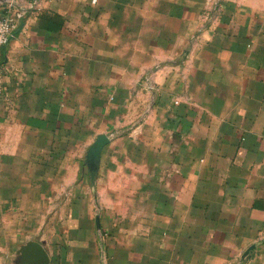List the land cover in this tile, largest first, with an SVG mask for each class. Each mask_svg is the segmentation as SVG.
<instances>
[{"label": "crops", "instance_id": "obj_1", "mask_svg": "<svg viewBox=\"0 0 264 264\" xmlns=\"http://www.w3.org/2000/svg\"><path fill=\"white\" fill-rule=\"evenodd\" d=\"M30 244L47 264H264V0L28 12L0 53V264H43Z\"/></svg>", "mask_w": 264, "mask_h": 264}, {"label": "built area", "instance_id": "obj_2", "mask_svg": "<svg viewBox=\"0 0 264 264\" xmlns=\"http://www.w3.org/2000/svg\"><path fill=\"white\" fill-rule=\"evenodd\" d=\"M42 0H0V53L10 44L16 30L31 10Z\"/></svg>", "mask_w": 264, "mask_h": 264}, {"label": "water", "instance_id": "obj_3", "mask_svg": "<svg viewBox=\"0 0 264 264\" xmlns=\"http://www.w3.org/2000/svg\"><path fill=\"white\" fill-rule=\"evenodd\" d=\"M109 143V139L101 137L97 142L90 148L87 156L86 165L90 170L92 178L95 177L98 169L99 160L102 154L103 148ZM23 252H32L36 259L41 260L43 264H47V256L38 244H30Z\"/></svg>", "mask_w": 264, "mask_h": 264}]
</instances>
